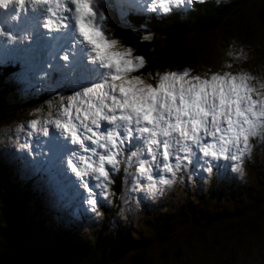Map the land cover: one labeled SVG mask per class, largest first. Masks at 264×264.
Segmentation results:
<instances>
[{
    "label": "snow or ice",
    "instance_id": "1",
    "mask_svg": "<svg viewBox=\"0 0 264 264\" xmlns=\"http://www.w3.org/2000/svg\"><path fill=\"white\" fill-rule=\"evenodd\" d=\"M26 2L0 0V9L15 5L23 9ZM30 2L39 6L43 27L55 33V55L47 67L78 89L58 102L56 113L28 124L29 135L48 138L49 163L55 166L59 159L81 178L92 175L107 184L114 171L131 169L130 174L138 172V179L148 181L147 191L153 196L162 191L158 185L174 182L160 172L175 176L182 162L197 153L235 161V170L242 171L251 141L264 138V84L258 90L246 73L202 76L189 69L157 73L149 82L142 72L146 59L106 34L98 0ZM192 2L156 0L165 12L169 5ZM7 36L13 38L11 33ZM68 144L78 147L69 149ZM78 150L88 155H78ZM66 152L70 158L65 161ZM84 187L91 191L89 185Z\"/></svg>",
    "mask_w": 264,
    "mask_h": 264
},
{
    "label": "trees",
    "instance_id": "2",
    "mask_svg": "<svg viewBox=\"0 0 264 264\" xmlns=\"http://www.w3.org/2000/svg\"><path fill=\"white\" fill-rule=\"evenodd\" d=\"M252 1L228 0V3H218L215 0H194L187 6H176L160 14L157 13L158 10L131 9L130 3L122 0H98L97 7L105 15L102 24L109 36L122 46L132 48L135 55L146 59L142 72L145 78L153 82L151 77L157 73L194 64L193 60L200 53L207 62L208 56H215L211 52L224 51L227 34L233 30L227 19L241 14ZM222 22H226V25L220 31L219 25ZM11 29L0 27L1 31L15 36V28ZM245 33L248 34L249 31ZM145 36L150 39L144 40ZM216 41L219 46L215 45ZM16 44L15 56L8 57L6 61L14 58L18 63L0 65V122L14 115L19 117L15 120L25 118V111L28 109L36 108L39 112L48 113L46 104H58L67 93L78 90L69 80L61 81L59 73L47 68L48 61L39 63L34 55L29 58L22 51L16 53ZM193 66L194 71L203 70L198 63ZM45 71L50 75H45ZM13 78L15 82L10 81ZM21 87H34L35 92L31 90L32 93L29 92L28 96L17 97L15 92ZM133 145L135 150V144ZM2 160L0 173L4 175V171H7L10 183L6 200L13 204L9 215L7 207L0 208V247L6 254L20 259L22 264H119L123 259L130 260L140 252H153L152 246L168 244L181 232L176 224L198 228L201 232L207 230L206 225L219 227L226 222L244 223L247 229L241 238L251 236L252 226H264V176L260 167L256 166L255 171L252 170L253 177L244 181H239V175L229 173L227 167L224 172L220 167H215L206 184L201 175L185 176L182 191L187 197L178 211H174L170 205L160 209L161 204L147 208L146 214L139 220V228L144 234L137 237L139 241L133 242L123 234L122 220L127 214L121 210L131 172L124 175L120 171L109 187L106 201L98 202L104 216L97 223L99 225L94 228L95 231L90 233L89 239L78 242L70 237L71 241H67V233L60 227H64L63 219L67 215L53 209V214L48 216L47 212L51 210L44 207V212L38 207L34 201L36 195L32 191L43 196L42 192L35 188L26 190L29 181L22 182L20 178H16L13 166L10 164L8 167L5 157ZM195 164V158L189 159L185 170L191 169ZM194 170L192 168L190 171ZM25 209L30 211L27 216H22ZM79 215L80 220L86 224L85 215ZM53 218H58L59 223ZM71 220L69 225L72 224ZM46 221L49 222L47 225H41ZM241 238L237 242H228L229 252L235 254L238 241L243 240ZM160 255V258H165L167 254L162 252ZM231 260L232 257L227 259L217 254L215 263H230Z\"/></svg>",
    "mask_w": 264,
    "mask_h": 264
},
{
    "label": "rangeland",
    "instance_id": "3",
    "mask_svg": "<svg viewBox=\"0 0 264 264\" xmlns=\"http://www.w3.org/2000/svg\"><path fill=\"white\" fill-rule=\"evenodd\" d=\"M138 1L139 5L147 6L146 8L148 9H157L159 11L157 13L159 14L165 13L163 8L156 3V0ZM203 1L208 2L210 0ZM215 1L218 3H228V0ZM188 4L169 5V10L176 6L184 7ZM17 10L18 16L22 17V21H16V28L26 32L28 25H23L26 6L23 9L19 8ZM7 17L6 9H0V27L3 26L7 30H12L7 24L15 21L12 18L13 13H11L9 18ZM5 19L7 20L5 21ZM227 22L231 23L230 25H232L233 30L227 34L224 51L217 52L215 50V52H211L210 54L215 56H208L207 62H205V56L201 55L202 53L198 54L193 60L194 64L198 63L201 69L203 67V70L194 71V64H191L190 66L175 67L168 71H183L184 69H189L193 74H200L202 76L206 73L209 75L211 73L223 72H231L233 74L246 73L254 78L251 83L259 90L261 84H264V0H253L241 14L231 16L227 19ZM102 25L106 34L109 36L105 25ZM225 25L226 22H222L219 25L221 26L219 27L220 31L224 29ZM247 30L249 31L248 34L245 33ZM0 32L2 31L0 30ZM3 33L7 34L4 31ZM220 36L219 33L218 37ZM17 37L21 38L23 36ZM195 39H197L196 36ZM200 39L204 40L202 37ZM2 42L3 44L13 45L7 35H0V43ZM215 45L219 46V43L216 41ZM6 59L7 53L2 52L0 49V65H14L18 63L14 58H10L7 61ZM14 80L13 78L10 81L15 82ZM149 82L151 81L149 80ZM33 88L21 87L15 92V95L17 97L28 96L29 92L32 93L31 90L35 92ZM72 94L73 92L67 93L62 99ZM62 99L59 101L61 102ZM46 105H48V113L39 112L36 108L28 109L24 115L26 119L21 118L15 120L19 117L14 115L0 122V160L5 157L8 167L13 166L12 171L15 177L20 178L22 182L23 180L29 181L28 186L25 187L26 190L35 188V190L42 192L43 196L36 191H32L36 195V199L34 200L35 204L44 212H46L43 209L44 207H48L51 210L47 212L48 216H51L55 210L67 215L63 219L64 227L60 226L67 233V241L71 237L78 242H85L89 239L90 233L95 231L94 228L99 225L97 223L104 216L100 212L98 202L106 201L109 195V187L112 186L114 178L119 176L120 171H114L112 173V183L107 184V182L97 180L92 175L81 178L66 164H61L59 159H57L55 166L49 163L52 153L48 151L50 145L45 143L48 138L37 134L29 135L31 129L28 128L31 120H44L48 118L49 112L56 113L58 111V104ZM251 144V154L245 156L241 162L240 166L242 171L235 170V161L224 159L211 160L197 153V157L199 158H190H195L196 160L195 166L192 167L193 169L195 168L194 171H190L192 168L185 170V165L189 164V160H185L182 162V166L176 172L175 176L169 173H159L160 176L172 179L174 182L171 185H158L162 191L158 192L155 196L147 191L148 181L146 179H138V172L134 175L131 174L121 202V210L127 214L122 220L123 234L131 238L133 242L139 241L140 239L137 237L144 234L143 230L139 228V220L146 214L147 208L153 207L154 204L155 206L161 204L160 209L170 205L174 211H178L181 206L180 204L187 197L182 191V182L185 176H191L193 174L201 175L203 183L206 184L212 172V170L207 171L209 167L212 169L220 167L223 172L227 167L229 173L239 175L241 178L239 181H244L245 179L253 177L252 170L255 171L256 166L260 167V171L262 170L261 174L264 176V138H254ZM77 147L68 144L69 149H75ZM131 147L134 150L133 144ZM80 154L88 155V153H83L82 150H78V155ZM68 158H70V152L64 153L63 159L66 161ZM121 159L123 160L124 157L121 156ZM81 169H83V165H81ZM121 171L124 175L126 174L123 167ZM128 172H131V169ZM7 175V171H4V175L0 173V195H2L1 193H5L0 198V208L3 206L7 207L6 210L9 215L13 203H8L6 200V196L10 191V183L8 182ZM85 184L90 186L91 191L89 188L84 187ZM102 184H107V187H101L100 185ZM90 199H95L97 203L92 205L88 202ZM29 211V209H25L21 215L27 216ZM79 213H82L83 216L85 215L86 224L80 220ZM54 220L59 223L58 218ZM69 220L72 221L71 225H69ZM49 221L53 223L51 220ZM48 223V221L42 222L41 225H47ZM176 227L181 229V232L164 246H152L153 252L147 253L146 257L148 259L145 258V264H217L215 263L217 254L223 255L227 259L232 257L230 263L223 264H264V226H252L251 230L253 233H251V236L247 235L244 238H241L247 229L244 223L233 224L226 222L219 227L206 225L207 230L201 232L200 229H195L190 226L184 227L183 225L176 224ZM219 236L222 238H219ZM239 238L243 240L238 241L239 244L236 247L235 254H232L228 251V242H237ZM219 239L222 240L217 243ZM177 248L179 251H174ZM162 252H166L167 255L165 258H160L163 255H160ZM130 261L123 259L119 264H130L132 262Z\"/></svg>",
    "mask_w": 264,
    "mask_h": 264
},
{
    "label": "water",
    "instance_id": "4",
    "mask_svg": "<svg viewBox=\"0 0 264 264\" xmlns=\"http://www.w3.org/2000/svg\"><path fill=\"white\" fill-rule=\"evenodd\" d=\"M146 252H140L131 257V264H145ZM0 264H22L20 259L6 254L0 247Z\"/></svg>",
    "mask_w": 264,
    "mask_h": 264
},
{
    "label": "flooded vegetation",
    "instance_id": "5",
    "mask_svg": "<svg viewBox=\"0 0 264 264\" xmlns=\"http://www.w3.org/2000/svg\"><path fill=\"white\" fill-rule=\"evenodd\" d=\"M147 258V257H146Z\"/></svg>",
    "mask_w": 264,
    "mask_h": 264
}]
</instances>
